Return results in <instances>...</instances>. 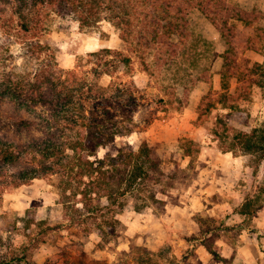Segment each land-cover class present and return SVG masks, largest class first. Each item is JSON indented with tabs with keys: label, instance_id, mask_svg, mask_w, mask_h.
<instances>
[{
	"label": "rangeland",
	"instance_id": "374dc122",
	"mask_svg": "<svg viewBox=\"0 0 264 264\" xmlns=\"http://www.w3.org/2000/svg\"><path fill=\"white\" fill-rule=\"evenodd\" d=\"M223 1L254 10L257 17L250 24L231 18L239 36L234 41V62L222 78L228 44L220 21L206 17L191 0L132 3L141 13L130 17L134 48L125 47L118 29L107 20L80 28L72 14L51 10L43 14L45 26L36 36L22 35L10 16L11 7L0 0V82L8 75L32 73L49 56L63 69L74 68L82 56L90 62L76 70L87 79L104 86L113 82L130 86L127 94L136 104L130 105L125 94L121 99L127 106L116 111L115 104L111 111L131 130L122 129L123 135L88 153L90 159L102 158L115 155L124 145L137 150L146 143L150 162L155 161L147 191L156 199L137 211L133 198L126 197L123 208L96 215L99 226L93 227L89 223L94 220L82 222L80 212L62 202L58 176L38 175L3 186L11 175L34 173V168L23 162L0 164V264L263 263L264 151L244 153L235 146V136L264 124V72L254 68L264 62V0ZM6 18H11L14 32H4L1 25ZM154 32L159 34V47L141 49L140 55L136 44L140 36ZM35 38V49L29 48ZM104 48L130 57L126 73L111 68H104L108 75L103 68L98 75L91 72L97 59L87 53ZM34 50L37 59L29 56ZM224 91L231 98L219 96ZM30 109L47 114L39 106ZM29 113L0 101L2 144L23 148L42 136L35 127L24 129L6 120L21 116L34 121L35 114ZM260 137L256 133L255 138ZM227 146L233 150L226 151ZM243 203L249 216L233 215ZM75 206L82 208L80 202Z\"/></svg>",
	"mask_w": 264,
	"mask_h": 264
},
{
	"label": "trees",
	"instance_id": "16d2710c",
	"mask_svg": "<svg viewBox=\"0 0 264 264\" xmlns=\"http://www.w3.org/2000/svg\"><path fill=\"white\" fill-rule=\"evenodd\" d=\"M8 1L5 0L7 6L11 7L10 16L15 18L14 26L23 33L22 35L30 33L36 36V33L45 26L46 19L43 18V14L51 10L58 15L72 14L80 28L91 27L101 20H107L118 29L119 37L125 43V47L135 46L130 38V29L134 27L131 25L130 17H138L141 14L140 11L136 12L137 7L131 5L136 4V0ZM191 1L193 6L200 9L206 17L220 21L219 30L228 44L223 52V68L220 71L223 78L234 62L232 56L234 41L239 36V31L232 20L250 24L257 15L254 10L247 12L227 6L223 0ZM1 26L6 33L14 32L11 18L2 19ZM37 42L36 38L31 40L28 47L35 49ZM136 44L139 45V54L142 55V50L159 47V34L154 32L150 36H140ZM38 54L34 50L29 56L37 59ZM87 57H96L97 63H94L91 72L97 71V75L102 68V72L107 75L109 72L104 68L121 69L125 73L129 69L130 57L120 51L104 48L87 53ZM89 62L90 60H84L81 56L76 58L74 68L63 69L56 64L53 57L49 56L44 58L32 73L17 77L8 75L0 82V101H7L16 111L29 109V114L34 115L35 111L31 113L30 106L33 108L39 106L47 111L46 115L35 114L36 121L21 116L6 119L11 125L24 126V129L35 127L36 130L41 131L42 136L23 148L0 142V164L23 162L24 167L34 168V173L20 172L16 176L11 175V181L2 183L3 186L12 185L14 182L19 185L37 178L38 175L58 176L56 186L60 190L62 202H65L69 210L80 212L79 218L83 220L82 222L88 218L94 220L89 226L98 227L99 224L95 223L98 217L96 215H103L110 209L123 208L126 197L133 198V207L137 211L156 201L153 193L147 191L148 181L153 178L149 172L155 161L150 162L151 151L146 143L137 150L124 145L115 155L106 154L102 158L90 159L88 151L103 147L113 141L115 135H123L122 129L126 132L131 130L126 129L122 117L115 119L117 114L113 113L111 108L114 109L116 104V111H119L127 106V104L123 105L121 99L125 94L129 98L127 100L130 105L136 104V101L127 94L130 86L127 88L114 82L104 86L97 81L87 79L76 70ZM254 68L264 72V62L255 63ZM224 86L223 82V89ZM225 92L219 93V96L230 97V94ZM208 98L205 96V99ZM70 133H74V138H70ZM256 133L261 135L259 139L255 138ZM235 139V146H239L246 154L264 151V124H259L250 132L237 133ZM225 148L226 151L233 150L232 146ZM101 199L106 200V205L99 203ZM93 200L96 202L91 203ZM76 202L82 204L81 209L75 206ZM246 205L243 203L233 212L247 213ZM82 209L86 213V218L82 217ZM203 244L209 252L214 253L208 244L204 242Z\"/></svg>",
	"mask_w": 264,
	"mask_h": 264
},
{
	"label": "crops",
	"instance_id": "0c3cea01",
	"mask_svg": "<svg viewBox=\"0 0 264 264\" xmlns=\"http://www.w3.org/2000/svg\"><path fill=\"white\" fill-rule=\"evenodd\" d=\"M233 215L249 216V214H247V213H245V214H239V213H236V212H234ZM227 216H228V215H227ZM254 217H256V216H254ZM263 217H264V213H263ZM254 220H255V219H254ZM262 264H264V260H263V263H262Z\"/></svg>",
	"mask_w": 264,
	"mask_h": 264
}]
</instances>
